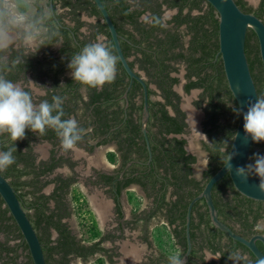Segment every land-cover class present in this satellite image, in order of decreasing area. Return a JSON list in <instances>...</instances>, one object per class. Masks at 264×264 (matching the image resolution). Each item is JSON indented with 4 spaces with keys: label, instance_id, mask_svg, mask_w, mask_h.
I'll use <instances>...</instances> for the list:
<instances>
[{
    "label": "flooded vegetation",
    "instance_id": "1",
    "mask_svg": "<svg viewBox=\"0 0 264 264\" xmlns=\"http://www.w3.org/2000/svg\"><path fill=\"white\" fill-rule=\"evenodd\" d=\"M68 1L70 3L54 0V4L59 29L65 30L70 40L61 34L60 47H42L37 54L27 58L25 65H21L11 78L30 90L36 103L45 99L51 102L53 95L65 97L64 118L76 119L87 130V134L74 149L68 151L61 147L60 139L52 129H48L44 135L27 130L25 139L16 142L4 134L0 135V151H6L4 147L17 144L27 155L28 161L33 163L35 170L48 168L46 173L40 175V186L44 183L46 185L37 194L51 196L56 192L57 196L52 197L47 206L69 212L62 221L68 225L71 234L82 239L86 246L99 247L97 252L87 258L71 254L70 264H77L78 261L86 264L93 261L98 264L100 259L105 264H168V257L177 254L186 257L187 264H257L251 253L242 248L237 249L242 260H236L234 254H230L229 261L224 263V252L234 244V239L228 234L218 238L217 241L221 243L218 251L213 252L209 248L205 240L209 228L205 222L201 223L199 216L200 212H207V209L210 215L205 198L196 200L192 207V249L187 254L189 206L202 194L205 187L190 201L185 219L179 216L175 219L169 213L170 206L177 203V206L182 207L184 192H197V185L179 187L173 184L168 162L167 166H159L155 162L153 146L157 144V140H183L182 147L186 155H192L195 159L190 163L188 177L194 183L200 182L202 185L206 182L211 164H214L211 152L214 146L221 142L222 151L226 152L230 141L233 142L231 134L239 120L236 122L231 109L235 107L236 99L223 92L220 101L225 106L211 108L210 94L206 87L199 85L200 80L208 74L216 75L212 65L202 69V63L197 61L203 54L197 17L207 14L209 2L205 0L197 8V0H187V6L181 10L179 4L185 0H127L130 11L135 13L133 18L114 10L113 7L118 5L119 0H103L117 27L125 57L141 81L130 76L123 65L96 3L93 0ZM175 1L178 4L174 5ZM243 1L246 3V12L256 15L264 3V0ZM262 19L264 20V14ZM203 20L204 27L208 28L207 19ZM98 39L108 43L120 60L114 82L94 89L74 81L68 63L86 44ZM125 46L129 52H125ZM212 47L215 50L216 46ZM218 55L219 52L212 61L217 62ZM194 82H198L197 85H193ZM98 95L101 98L95 101V96ZM209 109L215 123L207 122ZM161 110L178 117L176 123H184L182 132H166V125L160 120ZM191 110L196 114L195 121L192 120ZM168 144L167 142L165 146ZM258 152L264 154V148H259ZM19 166L25 168L24 161ZM1 173L9 179L18 194L30 189L25 186L17 189L14 177L6 175L4 171ZM183 173L185 172L182 171ZM32 176L33 174L23 176L22 180ZM162 193L165 194L167 204L160 206ZM213 193L214 188L212 196ZM223 194L226 197L234 193L228 189ZM29 196L20 198L22 204L27 203L26 198ZM197 202L200 203L199 210ZM262 204L264 205V201ZM23 206L29 210L24 204ZM82 209H89L94 213L98 236H93L94 221L88 218L91 214L86 219L80 218V222L85 223V229L81 232L78 214ZM218 214L221 221L241 233V223L223 220L219 210ZM73 217H76V225H73ZM173 219L175 220L172 221ZM262 220L254 226L255 232L250 236L241 235L246 238L264 235V228L260 227ZM199 223L201 225L197 228ZM212 224L214 225L213 222ZM159 225L165 229L162 231L165 248L158 244L161 232L158 235L154 227ZM51 232L52 239L57 240L59 233L54 228H51ZM0 239L5 240L6 237L2 235ZM259 241L257 244L260 247ZM19 243H22L21 239L10 240L13 246ZM18 252L19 262L23 264L28 260V251L19 247Z\"/></svg>",
    "mask_w": 264,
    "mask_h": 264
},
{
    "label": "trees",
    "instance_id": "2",
    "mask_svg": "<svg viewBox=\"0 0 264 264\" xmlns=\"http://www.w3.org/2000/svg\"><path fill=\"white\" fill-rule=\"evenodd\" d=\"M205 0H197L198 7H201V4ZM238 5L244 11L247 10L246 3L243 0H236ZM187 0L181 2L179 5L181 6V10L187 6ZM63 3H70L68 0H63ZM118 5L114 6V10L120 11L122 15L135 17V13H132L129 9L130 5L127 3V0H119ZM178 4V1L174 2V5ZM249 9V8H248ZM264 14V3L262 4L259 15L262 18ZM204 18L207 19V23L209 25L208 28L204 27ZM60 28V24H59ZM200 28L199 31L201 35V44L200 47L203 51L202 56L197 59V61L202 63L201 68L205 69L206 66L212 65L216 70V75H207L206 78H202L199 82V85L206 87V90L210 94V107L212 106L216 109L217 107L225 106L224 102H221L220 95L224 92L227 93L230 97H234L231 90L229 89L227 78L224 70V65L222 61L221 55H218V61H212L215 58L216 53L220 50L219 43V14L216 9L209 3V10L206 15H201L197 17V29ZM60 30V33L66 36L67 40H70L67 37L65 30ZM154 28L151 29L153 32ZM198 31V32H199ZM108 35L109 32L106 30ZM162 46V44H160ZM212 46H216L215 50H213ZM126 47V46H125ZM125 52H129L128 47H126ZM246 53L248 56L250 68L256 82L259 96H264V64L260 54L259 41L256 33L253 29H249L246 38ZM127 54V53H126ZM128 55V54H127ZM212 77V81L210 82V78ZM210 82V83H209ZM198 82H194L193 85H197ZM95 101L100 99L101 96H95ZM235 100V97H234ZM215 101H218L216 103ZM222 103V104H221ZM235 107L231 108L235 114L236 122L239 119V113L235 111V109L239 108L238 103L235 100ZM162 111V115L160 117L161 123L166 125L164 128L167 133H179L184 129V123H176L178 122V117H173L167 114L166 111ZM209 109V118L207 120L208 123H215L214 117L210 114ZM98 113V112H97ZM176 121V122H175ZM235 122V123H236ZM237 125L234 126V131L231 134V140L235 135ZM169 143L168 146H165L166 143ZM183 140H179L174 138L172 141L167 140L166 138L162 140H157V144H154V156L155 162L159 164V166H167L168 169L172 172L173 184L182 186H191L197 185V192L193 190H187L182 195L181 201H183L182 207L177 206V203L170 206L169 213L177 218V216L185 219L187 208L190 201L198 194H200L205 187L207 181L222 167V165L226 162L229 151L232 145V141L228 144V149L226 152L222 151L221 142L217 143L211 152H213L214 156V164H211L210 170L207 172V179L204 184H200V182L194 183L193 180L189 179L188 175L191 171V165L195 159L192 155H186V151L182 147ZM16 148V151L13 155L16 158V163L10 166L7 170L4 171L6 175L13 176L15 179V185L17 189L20 187H29L30 189L26 191V193L19 194V197L23 196H31L32 199L26 198V204H23L29 209L28 215L33 222L35 228L37 229L41 242L43 244L44 252L46 255L47 264H70L71 254H75L77 256H81L87 258L88 256L94 254L99 249L98 246H86L82 243V239H77L75 235L71 234V231L68 228V225L62 221L63 217L67 216L69 212L62 209H52L47 206L48 201L52 197H56L57 193L55 192L53 195L48 196L44 194L38 195L39 191L43 186L46 185L44 183L40 186V175L46 173L48 168L42 169L41 171H37L33 167V163L28 161L27 155H25L17 144H13L10 147H4L7 151L10 148ZM264 148V142L253 144V148L250 154L249 163L253 162L252 158L254 154L259 153L258 149ZM24 161L25 168H21L19 164ZM185 166V167H183ZM182 171L185 173L182 174ZM26 180H22L23 176H31ZM19 187V188H18ZM232 190V196H226L223 194L225 190ZM81 196V195H80ZM214 202L216 208L219 210L220 216H222L223 220H233L235 222H239L243 225V229L240 231L244 236H250L253 231L254 226L258 223L259 220L264 219V205L263 201H257L252 198H249L243 194H241L234 186L233 181L229 174L219 180L214 186ZM186 199V200H185ZM200 202V201H199ZM199 202H197V210H199ZM167 204L165 202V194L162 193L160 197V206ZM205 204V203H204ZM206 206V204H205ZM207 208V206H206ZM82 211V212H80ZM82 219H86L88 216L91 220H93L92 212L87 210H79ZM180 214V215H179ZM201 223L205 222L207 227L209 228V233L205 237L207 240V245L214 252L218 251L221 248V243L218 242L222 235H226V233L219 228L215 227L212 222L210 215L207 212H200ZM173 219L172 221H174ZM94 221V220H93ZM201 223L197 224V228L200 227ZM84 222L81 221V225L84 226ZM95 228V233L93 236L99 235V230L96 228V223H93ZM51 228H54L58 233L59 237L57 240L52 239ZM264 232V231H263ZM240 233V234H241ZM2 235L6 237L5 240L0 239V261L1 264H20L19 257L20 254L18 252V248L22 247L28 251V260L23 262V264H34L33 259L30 254V250L28 244L26 243L24 236L17 225L14 217L10 213L9 208L5 205L4 199L0 195V237ZM12 239H21L22 243L18 245H11L10 240ZM218 240V241H217ZM233 246L227 251L224 252L223 261L227 263L229 261L230 254H234V259L238 260L242 257L238 255L237 249L242 248L245 251L251 253L252 257L255 258V262L260 264L259 260L255 257V255L249 250L247 246L243 243L233 240ZM260 247L264 249V244L262 241H259ZM98 264H105L103 259L98 261ZM201 264V263H200ZM205 264H217L216 262L205 263ZM244 264V263H243Z\"/></svg>",
    "mask_w": 264,
    "mask_h": 264
},
{
    "label": "clouds",
    "instance_id": "3",
    "mask_svg": "<svg viewBox=\"0 0 264 264\" xmlns=\"http://www.w3.org/2000/svg\"><path fill=\"white\" fill-rule=\"evenodd\" d=\"M61 44L54 0H0V135L7 134L16 142L25 139L27 130L44 135L52 129L65 151L83 140L87 130L76 119L64 118L65 97L53 95L51 102L45 99L36 103L32 92L11 78L42 47ZM119 60L113 48L98 39L74 54L68 68L74 81L99 89L114 82ZM246 103V110L241 106L235 109L243 116L245 139L264 142V96ZM15 151V147L0 151V172L16 163ZM231 160L232 155L225 167L232 175L242 183L257 177L258 188L264 192V154H254L253 162L242 166H234ZM168 264H187V258L170 255Z\"/></svg>",
    "mask_w": 264,
    "mask_h": 264
},
{
    "label": "water",
    "instance_id": "4",
    "mask_svg": "<svg viewBox=\"0 0 264 264\" xmlns=\"http://www.w3.org/2000/svg\"><path fill=\"white\" fill-rule=\"evenodd\" d=\"M99 10L101 11L105 22L109 28L112 39L115 43L117 52L122 60L123 65L132 77L139 78L130 67L123 49L121 47L120 36L117 27L112 19V16L105 6L103 0H93ZM219 14V43L221 55L224 65L225 74L228 80L229 87L238 103L246 110L247 101H255L259 96L258 88L254 80L248 56L246 53V38L249 29H253L259 41V48L261 58L264 64V20L254 13L246 12L238 5L236 0H207ZM146 104L148 92L145 85ZM243 116L239 113L238 125L233 138V142L229 151L228 158L222 167L209 179L203 192L195 198L190 206L188 212V253L192 249V242L190 236V219L191 211L196 200L205 198L209 207L210 216L214 225L220 230L224 231L234 240L243 243L259 260L260 264H264V251L258 246L257 241L260 240L264 244V235L257 234L251 238H246L234 231L230 226L220 220L218 210L215 206L212 191L215 184L225 177L230 175L235 188L243 195L257 201H264V192L258 188L259 179L257 177H250L247 183H242L239 178L230 173L225 164L231 158V163L234 166L247 165L249 163L250 153L253 146V141L249 137L245 139L246 133L243 129ZM144 132L147 130L144 128ZM150 148V146H149ZM150 154L152 151L150 148ZM0 195L4 199L5 205L9 208L10 213L14 217L19 226L26 243L28 244L31 257L34 264H47L46 255L40 236L33 225L27 210L23 206L19 194L15 187L11 184L9 179L0 172Z\"/></svg>",
    "mask_w": 264,
    "mask_h": 264
},
{
    "label": "rangeland",
    "instance_id": "5",
    "mask_svg": "<svg viewBox=\"0 0 264 264\" xmlns=\"http://www.w3.org/2000/svg\"><path fill=\"white\" fill-rule=\"evenodd\" d=\"M80 212H82V211H80ZM93 213V212H92ZM92 216H94L95 217V215H94V213L92 214ZM78 218H79V224H80V228H81V232L83 233V230L85 229V227L83 226V225H81V222H80V218H81V214L79 215L78 214ZM75 219H76V217H73V219H72V221H73V225H76V221H75ZM260 227L261 228H264V219L261 221V223H260ZM155 228V230H156V233H158V235H159V233L161 232V237H160V239H159V242H158V244H159V246L161 247V248H165L166 247V245H165V242L164 241H162L163 239H162V231L163 230H165V229H163V227H162V225L160 226H156V227H154ZM155 233V234H156ZM162 241V242H161ZM92 261V260H91ZM90 262V261H89ZM77 264H86V263H82V262H80V261H78L77 262ZM88 264H96V263H94L93 261L92 262H90V263H88ZM235 264H238V263H235Z\"/></svg>",
    "mask_w": 264,
    "mask_h": 264
},
{
    "label": "bare ground",
    "instance_id": "6",
    "mask_svg": "<svg viewBox=\"0 0 264 264\" xmlns=\"http://www.w3.org/2000/svg\"><path fill=\"white\" fill-rule=\"evenodd\" d=\"M191 116H192V120L195 121L196 120V114L192 110H191Z\"/></svg>",
    "mask_w": 264,
    "mask_h": 264
}]
</instances>
